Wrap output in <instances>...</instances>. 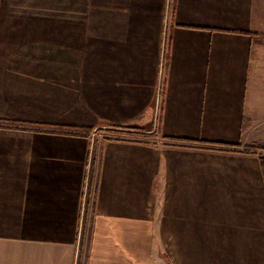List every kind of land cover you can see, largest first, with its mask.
Segmentation results:
<instances>
[{"label": "crops", "instance_id": "0c3cea01", "mask_svg": "<svg viewBox=\"0 0 264 264\" xmlns=\"http://www.w3.org/2000/svg\"><path fill=\"white\" fill-rule=\"evenodd\" d=\"M261 146L264 0H0V264H264Z\"/></svg>", "mask_w": 264, "mask_h": 264}, {"label": "rangeland", "instance_id": "374dc122", "mask_svg": "<svg viewBox=\"0 0 264 264\" xmlns=\"http://www.w3.org/2000/svg\"><path fill=\"white\" fill-rule=\"evenodd\" d=\"M134 128H137V127H134ZM137 129H140V130H143L141 128H137ZM156 133L154 131L153 134H148L147 132L145 134H134L132 132H121V133H118L117 131L116 132H113V131H107L105 129H94L93 131H91V134H89L91 137L90 138H96L97 140H101L102 138H114V137H118L119 138H124V139H137V137H140L141 135L143 136H154ZM156 136H154L153 138H155ZM156 141H161L160 138H155ZM262 147V146H261ZM263 158V159H262ZM260 159H262L264 161V157H262Z\"/></svg>", "mask_w": 264, "mask_h": 264}, {"label": "trees", "instance_id": "16d2710c", "mask_svg": "<svg viewBox=\"0 0 264 264\" xmlns=\"http://www.w3.org/2000/svg\"><path fill=\"white\" fill-rule=\"evenodd\" d=\"M98 129H105L107 131H113V132H118V133H123V132H132L134 134H145L147 131L140 130L134 127H121V126H112V127H107V128H98ZM148 134H153V132H147Z\"/></svg>", "mask_w": 264, "mask_h": 264}, {"label": "built area", "instance_id": "2783aa9c", "mask_svg": "<svg viewBox=\"0 0 264 264\" xmlns=\"http://www.w3.org/2000/svg\"><path fill=\"white\" fill-rule=\"evenodd\" d=\"M252 152L255 153L259 158H262V157H264V146L255 148V149L252 150ZM86 176L87 175L84 173L83 176H82L83 182L86 181Z\"/></svg>", "mask_w": 264, "mask_h": 264}]
</instances>
